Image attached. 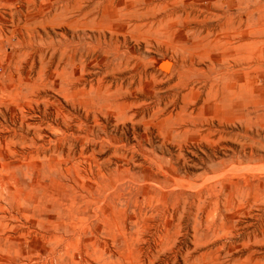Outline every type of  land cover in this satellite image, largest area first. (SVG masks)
<instances>
[{"label": "rangeland", "instance_id": "1", "mask_svg": "<svg viewBox=\"0 0 264 264\" xmlns=\"http://www.w3.org/2000/svg\"><path fill=\"white\" fill-rule=\"evenodd\" d=\"M0 264H264V0H0Z\"/></svg>", "mask_w": 264, "mask_h": 264}, {"label": "bare ground", "instance_id": "2", "mask_svg": "<svg viewBox=\"0 0 264 264\" xmlns=\"http://www.w3.org/2000/svg\"><path fill=\"white\" fill-rule=\"evenodd\" d=\"M257 11V10H256ZM251 16V15H250ZM241 19H243V18H241ZM247 19V18H246ZM244 20V19H243ZM241 22V21H240ZM250 22V21H249ZM245 23V22H244ZM243 23V24H244ZM239 24H241V23H239ZM247 25V24H246ZM242 26V25H241ZM242 29V28H241ZM247 29V28H246ZM249 43H251V42H249ZM244 62H246V61H244ZM255 62V61H254ZM249 63V62H248ZM251 63V62H250ZM171 66V62L170 61H165L164 62V64H163V68H164V70H166V71H168L169 70V67ZM253 68V67H252ZM180 74V73H179ZM184 83V82H183Z\"/></svg>", "mask_w": 264, "mask_h": 264}]
</instances>
